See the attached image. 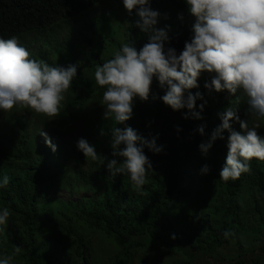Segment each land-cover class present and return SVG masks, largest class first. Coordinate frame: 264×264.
<instances>
[{
  "label": "trees",
  "instance_id": "obj_1",
  "mask_svg": "<svg viewBox=\"0 0 264 264\" xmlns=\"http://www.w3.org/2000/svg\"><path fill=\"white\" fill-rule=\"evenodd\" d=\"M149 6L159 13L155 27L167 28L166 46L179 53L194 23L184 0H150ZM134 20L121 0H0V37L16 36L30 58L50 66L79 64L58 116L14 107L0 119V177H9L0 207L10 210L0 227V254L11 255L12 264H99L93 239L99 232L115 241L109 264L132 258L144 264H264V161L253 158L249 173L224 182L219 171L227 132L206 155L198 148L227 106L264 136V117L246 113L243 92L209 93L203 87L209 74L201 73L199 87L189 90L203 96L196 101L205 103L201 119H184L186 109L173 111L159 99L165 89L154 78L148 100L134 101L128 121L103 118L104 89L94 71L121 44L129 41L139 50L147 42L131 27ZM231 124L240 130L238 122ZM125 126L162 146L157 154L144 149L152 170L139 192L127 175L109 176L76 148L84 138L111 159L109 128ZM201 126L203 135L196 131ZM41 131L54 151L37 141ZM59 191L75 197L55 196Z\"/></svg>",
  "mask_w": 264,
  "mask_h": 264
},
{
  "label": "clouds",
  "instance_id": "obj_2",
  "mask_svg": "<svg viewBox=\"0 0 264 264\" xmlns=\"http://www.w3.org/2000/svg\"><path fill=\"white\" fill-rule=\"evenodd\" d=\"M121 3L129 16L134 13L131 27L145 34L147 42L139 50L129 41L123 43L112 58L96 66L95 83L104 89L101 100L104 119L115 124L128 121L133 115L134 101L148 100L154 78L165 89L159 97L164 105L173 111L186 109L184 119L189 116L201 119L205 103L197 105L196 101H202L203 96L199 91L194 94L189 91L199 87L201 73L209 74L203 85L207 92L226 91L236 96L241 91L247 98L246 113L264 117V0H184L194 23L179 53L166 46L167 28L155 27L159 13L150 8V0H121ZM20 41L16 36L0 37V112L23 107L56 117L65 93L77 77L79 64L50 66L32 59ZM217 117L219 125L198 148L206 155L217 139L225 140L227 132V152L219 178L224 182L236 180L250 172L249 162L253 158L264 161V136L257 134L258 125L250 127L247 120H240L233 106L225 107ZM231 122H238L240 130H233ZM196 131L203 135V126ZM109 133L111 159L98 154L84 138L78 139L76 148L84 158L103 165L109 176L127 175L132 187L141 191L152 170L144 149L157 154L162 146H157L155 137L145 139L128 126L110 127ZM39 134L54 151L47 133ZM200 172L207 173L208 166L203 165ZM8 183L7 175L0 177V189ZM9 217V208L0 207V227L7 225ZM18 252L17 247L14 253ZM12 259L11 255L0 254V264H12Z\"/></svg>",
  "mask_w": 264,
  "mask_h": 264
},
{
  "label": "rangeland",
  "instance_id": "obj_3",
  "mask_svg": "<svg viewBox=\"0 0 264 264\" xmlns=\"http://www.w3.org/2000/svg\"><path fill=\"white\" fill-rule=\"evenodd\" d=\"M5 112H0V119H2V116ZM8 113V111H7ZM10 119H8L9 121ZM41 139H43L41 136L37 138V141L39 142ZM50 139V138H49ZM51 140V139H50ZM55 196L64 195L66 197H75V194H68L66 191H59L54 193ZM101 233L96 232L93 235V239L97 242L94 247L97 249L95 252V255L98 256L99 264H109V258L116 250L115 241L109 240V239H103V235H100ZM95 249V250H96ZM100 257L102 259H100ZM128 264H144V262L139 261L138 258H132Z\"/></svg>",
  "mask_w": 264,
  "mask_h": 264
}]
</instances>
